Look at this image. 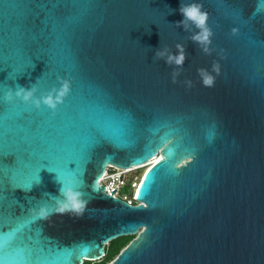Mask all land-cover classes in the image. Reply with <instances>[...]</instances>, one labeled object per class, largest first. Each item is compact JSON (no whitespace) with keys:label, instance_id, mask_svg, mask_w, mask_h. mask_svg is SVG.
Returning <instances> with one entry per match:
<instances>
[{"label":"water","instance_id":"1","mask_svg":"<svg viewBox=\"0 0 264 264\" xmlns=\"http://www.w3.org/2000/svg\"><path fill=\"white\" fill-rule=\"evenodd\" d=\"M196 2L211 56L174 25L181 0H0V264L97 262L126 236L108 264H264V4ZM177 43L187 59L172 83L154 54ZM213 62L204 87L197 69ZM58 76L72 88L54 116L3 102ZM155 156L136 205L98 183L106 166ZM56 175L89 201L81 218L31 213L59 194Z\"/></svg>","mask_w":264,"mask_h":264},{"label":"clouds","instance_id":"2","mask_svg":"<svg viewBox=\"0 0 264 264\" xmlns=\"http://www.w3.org/2000/svg\"><path fill=\"white\" fill-rule=\"evenodd\" d=\"M183 19L175 22L176 28H182L186 33H190L188 39L194 43L202 54L211 56L213 49L210 47L212 44L213 32L208 26V13L203 10V6L191 0V2L185 3L181 0L180 7L178 9ZM172 10L169 9V14ZM235 32V30H233ZM155 60H163L165 64L173 68L172 83L177 82V77L180 75V69L183 68L187 59L185 46L177 43L175 45V54L167 47L158 49L154 54ZM212 73L219 75V64L213 62L210 69L199 68L197 69V75L201 79V83L204 87H212L215 81V77ZM57 83L59 87H53L51 90L36 95L38 89L34 84L29 88L17 85L15 90L8 87L3 94V102L5 104L14 105L17 101L30 108H34L37 111L43 106L53 116L55 115L58 106L64 103L65 98L70 94L72 84L68 78L57 77ZM188 87H191V81H185ZM56 180L61 184L59 194L54 197H50L53 201L52 204L47 202L40 203L37 207L30 209L36 220L48 221L53 215H69L74 218H81L87 208L89 201L84 199V193L71 186V182L65 183L57 175ZM40 180L36 183L38 184ZM31 187L27 190H30ZM92 191H97L93 186ZM47 195V194H46Z\"/></svg>","mask_w":264,"mask_h":264},{"label":"built area","instance_id":"3","mask_svg":"<svg viewBox=\"0 0 264 264\" xmlns=\"http://www.w3.org/2000/svg\"><path fill=\"white\" fill-rule=\"evenodd\" d=\"M148 163L146 164L149 166L150 164ZM139 167L118 169L113 166H106L98 183L103 187L106 195L117 198L127 205H136L134 194L139 185L140 178L139 176L136 177L135 172L141 169ZM113 190L114 192L110 194Z\"/></svg>","mask_w":264,"mask_h":264},{"label":"trees","instance_id":"4","mask_svg":"<svg viewBox=\"0 0 264 264\" xmlns=\"http://www.w3.org/2000/svg\"><path fill=\"white\" fill-rule=\"evenodd\" d=\"M132 238L133 236H126L109 241L104 247V255L102 259L92 264H108ZM83 264H89V262H84Z\"/></svg>","mask_w":264,"mask_h":264},{"label":"snow or ice","instance_id":"5","mask_svg":"<svg viewBox=\"0 0 264 264\" xmlns=\"http://www.w3.org/2000/svg\"><path fill=\"white\" fill-rule=\"evenodd\" d=\"M262 4H264V0H262ZM109 142L106 138L104 137H100V143H107ZM164 149L162 148L161 151H163ZM170 151L169 150V153H166L167 154H170ZM0 154L4 155V153L2 151H0ZM165 157L164 156H161L160 159H156L155 162L153 163V166L151 168H149L145 173H144V177L143 179L141 180L140 182V186L137 188V197H140V194H141V191L142 189L146 186V184L148 183L150 177H152V174L154 172V170L156 169L157 165H159L161 163L162 160H164ZM137 164V166H139L142 161H137L135 162ZM0 169H2V166H0ZM37 181H34L33 183H36ZM3 209L0 208V212H2Z\"/></svg>","mask_w":264,"mask_h":264},{"label":"rangeland","instance_id":"6","mask_svg":"<svg viewBox=\"0 0 264 264\" xmlns=\"http://www.w3.org/2000/svg\"><path fill=\"white\" fill-rule=\"evenodd\" d=\"M146 169H147V168H146ZM146 169H145V168H141V169L136 170V172H135L136 177H138L139 175H141L142 173H144ZM142 175H143V174H142ZM141 177H142V176H141ZM139 182H140V181H139ZM92 263H95V262H89V264H92Z\"/></svg>","mask_w":264,"mask_h":264},{"label":"bare ground","instance_id":"7","mask_svg":"<svg viewBox=\"0 0 264 264\" xmlns=\"http://www.w3.org/2000/svg\"><path fill=\"white\" fill-rule=\"evenodd\" d=\"M156 159H158V156H155L152 160H150V162L148 164L154 163ZM143 167L146 169L148 167V165L147 164L146 165H143ZM143 167L140 166L139 168H143Z\"/></svg>","mask_w":264,"mask_h":264}]
</instances>
